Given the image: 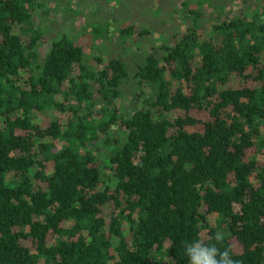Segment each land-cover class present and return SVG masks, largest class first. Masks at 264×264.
<instances>
[{"label": "trees", "instance_id": "trees-1", "mask_svg": "<svg viewBox=\"0 0 264 264\" xmlns=\"http://www.w3.org/2000/svg\"><path fill=\"white\" fill-rule=\"evenodd\" d=\"M44 1L0 0V264H188L217 231L264 264V0L112 37L45 32Z\"/></svg>", "mask_w": 264, "mask_h": 264}, {"label": "rangeland", "instance_id": "rangeland-1", "mask_svg": "<svg viewBox=\"0 0 264 264\" xmlns=\"http://www.w3.org/2000/svg\"><path fill=\"white\" fill-rule=\"evenodd\" d=\"M172 1L179 0H45L40 17L36 16L35 22L40 20L43 25L41 29L45 32L56 33L82 29L88 33L91 32L90 25L107 23L108 27L103 37L105 35L112 37L111 32H115L117 27L125 24L148 25L147 21L152 23L153 20L167 17L164 15H167V11L169 13L168 7ZM246 3L249 5L250 0ZM233 5H237V1ZM161 33L164 36L166 32L161 31ZM94 42L97 45L100 42L99 38ZM141 46L145 48L146 44ZM123 98L125 101L128 100V93L124 94ZM125 101L123 106L126 105Z\"/></svg>", "mask_w": 264, "mask_h": 264}, {"label": "clouds", "instance_id": "clouds-1", "mask_svg": "<svg viewBox=\"0 0 264 264\" xmlns=\"http://www.w3.org/2000/svg\"><path fill=\"white\" fill-rule=\"evenodd\" d=\"M225 239L223 232L217 231L213 236H209L211 243L197 239L194 242L185 244V255L188 264H240L233 259V249L231 247L221 249L218 245Z\"/></svg>", "mask_w": 264, "mask_h": 264}]
</instances>
